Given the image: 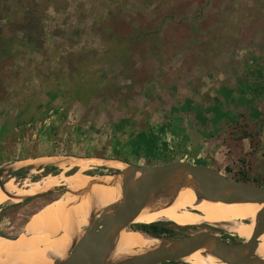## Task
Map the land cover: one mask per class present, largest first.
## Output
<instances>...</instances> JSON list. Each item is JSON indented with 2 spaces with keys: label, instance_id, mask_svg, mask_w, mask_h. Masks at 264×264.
Masks as SVG:
<instances>
[{
  "label": "rangeland",
  "instance_id": "374dc122",
  "mask_svg": "<svg viewBox=\"0 0 264 264\" xmlns=\"http://www.w3.org/2000/svg\"><path fill=\"white\" fill-rule=\"evenodd\" d=\"M189 128L209 129L195 149ZM50 155L181 160L256 184L264 0H0V167ZM39 170L14 178L23 185ZM60 191L1 205L0 236H18ZM181 226L177 237L212 231Z\"/></svg>",
  "mask_w": 264,
  "mask_h": 264
},
{
  "label": "bare ground",
  "instance_id": "6f19581e",
  "mask_svg": "<svg viewBox=\"0 0 264 264\" xmlns=\"http://www.w3.org/2000/svg\"><path fill=\"white\" fill-rule=\"evenodd\" d=\"M52 160L58 162L59 169L56 173L43 174L37 179L26 180L23 185L12 177L6 180L4 189L0 188L1 206L6 202L17 203L27 196L49 193L55 186L67 183V191L48 204L43 209L45 212L34 216L18 236L12 238L0 236V241H3L0 242L2 247L0 264H54L55 260H64L72 248V243L80 237L82 227L87 224L90 211L121 200L122 174L90 175L86 172L97 164H107L124 170L127 163L117 158L73 155L58 158L50 155L14 161L13 166L26 164L36 166ZM74 167L75 170L70 173ZM180 178L178 176L173 184L176 185ZM185 181L171 203L167 202L168 196L165 193L153 195L134 222L151 223L161 220L178 225L206 224L227 229L241 239L250 237L261 204L199 200L193 192L195 183L190 177ZM83 190L85 191L82 192ZM171 191L175 193L174 189ZM169 244L171 243L167 240L159 241L134 230L122 229L112 243V251L107 255L106 262L111 264L126 256L143 253L162 245L170 246ZM255 256L264 260V233L258 237ZM181 260L194 264H226L206 254V248L199 249Z\"/></svg>",
  "mask_w": 264,
  "mask_h": 264
},
{
  "label": "water",
  "instance_id": "95a60500",
  "mask_svg": "<svg viewBox=\"0 0 264 264\" xmlns=\"http://www.w3.org/2000/svg\"><path fill=\"white\" fill-rule=\"evenodd\" d=\"M121 161L127 163L124 170L107 164L94 165L111 170L102 172V174H122L121 200L90 211L87 224L82 227L80 237L72 243L68 256L64 260H55L54 264H108L106 262L107 255L112 251V243L122 229L134 230L159 241L167 240L171 244H169L170 246L162 245L133 256H126L111 264L186 263L181 259L202 248H206V254L212 255L226 264H264L261 257L255 256L258 237L264 233V186L226 176L209 166L195 165L181 160L151 166ZM45 166L56 167L54 171L59 169L58 162L55 160L46 161L36 166L26 164L15 168L0 167V188L4 189L6 180L18 173L40 167L43 170ZM178 176L181 178L175 185L173 181ZM3 177L6 178L4 181H2ZM187 177H190L195 183L193 192L199 200L261 204L262 206L255 216L250 237L242 239L241 242L228 243L216 232L207 229L191 233L186 237H172L129 228L131 224H137L134 219L147 206L153 195L165 193L168 196L167 202L171 203L175 199L177 191L185 184ZM171 189H174L175 193ZM53 190H61L62 195L67 191V187L62 184L60 189L56 187ZM28 197L32 196L25 198ZM215 228L223 229L216 226Z\"/></svg>",
  "mask_w": 264,
  "mask_h": 264
},
{
  "label": "trees",
  "instance_id": "16d2710c",
  "mask_svg": "<svg viewBox=\"0 0 264 264\" xmlns=\"http://www.w3.org/2000/svg\"><path fill=\"white\" fill-rule=\"evenodd\" d=\"M51 70V69H50ZM48 79V78H47ZM28 106H29V103H28ZM40 105H36V109L39 107ZM206 130H209L207 128H202L198 131V133L194 132L193 130H190L189 129H185L182 133L184 139L186 141H188V146L190 149H193L194 147H196L197 145H202L203 144V141L205 140V137H206V134L209 133V131L207 132ZM202 134L201 136L199 134ZM203 136V137H202ZM246 134L243 136L245 137ZM188 137V138H187ZM139 154L143 155V151L139 152ZM125 162H127V160H123ZM53 167V166H51ZM51 167L50 166H45L43 168V172H42V175L43 174H46L48 172H51ZM53 169H56V167H53ZM57 171V170H56ZM56 173V172H54ZM90 174V172H88ZM99 174H102V172H97ZM21 173H18L16 174L15 176H18L20 175ZM239 180H244V181H248L247 178L245 177H237ZM254 182L257 184V185H264V174L258 179V180H254ZM29 199H32V198H26L25 200H29ZM168 221H155V222H151V223H137L136 224H132L131 226V229H136V230H139V231H142V232H145V233H150V234H163V235H168V236H172V237H177V235H179L181 232V230L185 227H188V226H181V225H178V224H173L172 222H168ZM208 226V225H207ZM208 228H210L212 231H217L219 230L218 228H215V227H211V226H208ZM179 232V234H178ZM0 234L2 235H5L4 233L0 232ZM181 236V235H179ZM174 263H177V262H172V263H168V264H174ZM164 264H167V263H164ZM182 264H189V263H182Z\"/></svg>",
  "mask_w": 264,
  "mask_h": 264
},
{
  "label": "flooded vegetation",
  "instance_id": "af4514ba",
  "mask_svg": "<svg viewBox=\"0 0 264 264\" xmlns=\"http://www.w3.org/2000/svg\"><path fill=\"white\" fill-rule=\"evenodd\" d=\"M88 173V172H87ZM89 174V173H88ZM90 175H96L95 173L94 174H90ZM38 197H41V196H38ZM34 198V197H33ZM220 230V229H219ZM128 231H131L128 229ZM242 239H238L237 237H235V235L233 234H230L229 237L226 238V242L228 243H236V242H241ZM163 263H167V262H163ZM169 263V262H168ZM159 264H162V263H159ZM174 264H182V263H174Z\"/></svg>",
  "mask_w": 264,
  "mask_h": 264
},
{
  "label": "clouds",
  "instance_id": "9594fccd",
  "mask_svg": "<svg viewBox=\"0 0 264 264\" xmlns=\"http://www.w3.org/2000/svg\"><path fill=\"white\" fill-rule=\"evenodd\" d=\"M75 169L73 168L72 169V171L70 170V172H73ZM42 172H43V170H41V174L40 175H42ZM50 173H54L53 171H51ZM62 186V185H61ZM61 186H58V187H61ZM38 196H42V195H38ZM33 197H36V196H32V197H28V198H33ZM26 199V198H25ZM24 199V200H25ZM1 208V207H0Z\"/></svg>",
  "mask_w": 264,
  "mask_h": 264
},
{
  "label": "crops",
  "instance_id": "0c3cea01",
  "mask_svg": "<svg viewBox=\"0 0 264 264\" xmlns=\"http://www.w3.org/2000/svg\"><path fill=\"white\" fill-rule=\"evenodd\" d=\"M193 149H195V148H193ZM189 151H191V150L189 149ZM50 167H51V166H50ZM53 167H54V166H53ZM53 167H51V170H50V171L54 170ZM36 198L39 199L40 197L36 196V197L32 198L31 200L36 199Z\"/></svg>",
  "mask_w": 264,
  "mask_h": 264
}]
</instances>
